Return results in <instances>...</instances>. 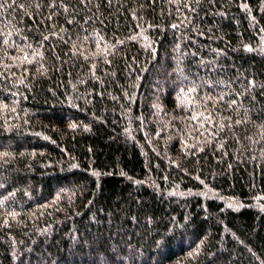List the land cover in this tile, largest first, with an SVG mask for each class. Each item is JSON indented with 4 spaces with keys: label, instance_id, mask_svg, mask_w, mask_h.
<instances>
[{
    "label": "trees",
    "instance_id": "16d2710c",
    "mask_svg": "<svg viewBox=\"0 0 264 264\" xmlns=\"http://www.w3.org/2000/svg\"><path fill=\"white\" fill-rule=\"evenodd\" d=\"M0 264H264V0H0Z\"/></svg>",
    "mask_w": 264,
    "mask_h": 264
}]
</instances>
